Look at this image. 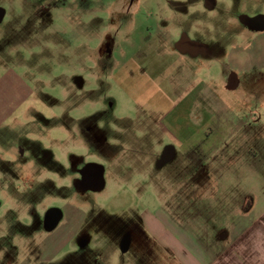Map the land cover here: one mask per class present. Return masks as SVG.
I'll use <instances>...</instances> for the list:
<instances>
[{"label": "rangeland", "instance_id": "rangeland-1", "mask_svg": "<svg viewBox=\"0 0 264 264\" xmlns=\"http://www.w3.org/2000/svg\"><path fill=\"white\" fill-rule=\"evenodd\" d=\"M170 1L186 0H0V264H174L173 214L218 209L243 188L264 209L261 163L254 176L229 167L214 200L187 190L202 176L190 154L237 143L241 123L256 116L264 125V109L225 106L227 61L192 69L173 52L180 27L230 52L246 40L233 16L264 4L187 0L185 16ZM168 146L176 157L156 162ZM93 163L105 168V185L77 192L73 170ZM177 219L183 229L205 221ZM126 237L134 243L123 253Z\"/></svg>", "mask_w": 264, "mask_h": 264}, {"label": "crops", "instance_id": "crops-1", "mask_svg": "<svg viewBox=\"0 0 264 264\" xmlns=\"http://www.w3.org/2000/svg\"><path fill=\"white\" fill-rule=\"evenodd\" d=\"M255 2L257 6L264 4V0ZM246 6H242V12L248 15ZM231 10V7H228L225 12L232 15ZM250 17L264 19V10L258 7ZM233 18L236 26L238 25L235 30L237 36L246 38L244 42H235L230 52L214 50L207 57L198 58L180 53L181 58L186 66L192 69L194 63L197 65L216 60L227 61L223 78L218 84L219 95L225 106L249 111L251 103L255 101L264 109V22L262 26L250 27L239 22L236 15ZM254 117L256 119L253 123H241L239 129L243 131V135L237 143L232 141L231 137L217 150L208 154H190V169L202 172V176L192 181L187 180L185 185L188 191L194 184L198 195L201 196L198 198L214 200L215 197L209 193H212V188L215 190V182H218L225 192L224 183L230 174L228 171L231 170L229 167L236 170L245 169L249 171L250 176L256 175L259 163L264 167V125L261 118ZM173 157H176V154H173ZM193 201L197 202L196 199L189 198L186 203L192 204ZM220 201L223 204L219 205L218 209L210 210L206 206L198 214L197 210H193L196 208L193 204V211L182 209L179 210L182 216L178 212L179 216H171L170 249L177 258L173 260L174 264H264V209H259L261 198L252 189L243 188L236 194L235 190L232 195L225 194ZM245 202L250 205L246 207ZM183 216L188 219L200 216L205 221H202L199 227V224L196 225L191 219L183 229L178 227L180 224L177 219ZM172 218H175L174 223ZM196 231L204 235L202 240L195 236ZM177 251L182 252L186 257L185 261L178 259Z\"/></svg>", "mask_w": 264, "mask_h": 264}, {"label": "flooded vegetation", "instance_id": "flooded-vegetation-1", "mask_svg": "<svg viewBox=\"0 0 264 264\" xmlns=\"http://www.w3.org/2000/svg\"><path fill=\"white\" fill-rule=\"evenodd\" d=\"M171 5V10L175 14H180V15H185L187 16L189 13L190 9V3L192 1H179V2H174L170 1L169 2ZM237 16V15H236ZM239 22L243 23L244 25L250 26V27H256V26H262L264 19L262 18H252L250 16H247L245 14H241L237 16ZM177 30V28H175ZM179 33L177 37L175 38L174 41V46L175 50L173 52L175 53H183L188 56H193V57H207L210 53L214 52V50L218 49H213V45L208 46L207 44L201 43L199 41H194L190 36L189 32L187 29L180 27L179 28ZM219 51V50H218ZM109 56V52L107 53ZM114 53L111 55L114 58ZM110 56V57H111ZM114 64L113 62H110L107 66L104 67V72H107L109 65L112 66ZM106 139L104 142H101L103 146H105ZM88 145H91L89 143ZM95 145V144H94ZM174 151L173 148L171 147H166L164 154L160 156L158 159H156V162L162 164L163 161H167L168 156H173L171 152ZM73 173H78L79 174V180L74 182L76 184V187L78 188L77 192H84L87 193L91 189H98L102 186L105 185L104 182V174H105V168L101 165L97 164H88L82 169L79 170H73ZM76 180V179H75ZM90 189V190H89ZM134 241H131L129 237H126L123 239L121 242V248L123 253H128L129 251L132 250Z\"/></svg>", "mask_w": 264, "mask_h": 264}]
</instances>
